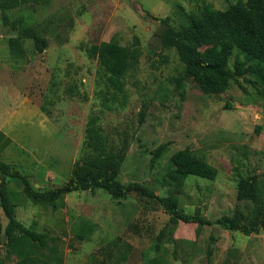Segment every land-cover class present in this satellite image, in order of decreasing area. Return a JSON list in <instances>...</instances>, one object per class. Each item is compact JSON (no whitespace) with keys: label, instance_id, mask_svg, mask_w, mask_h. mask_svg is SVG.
Instances as JSON below:
<instances>
[{"label":"rangeland","instance_id":"rangeland-1","mask_svg":"<svg viewBox=\"0 0 264 264\" xmlns=\"http://www.w3.org/2000/svg\"><path fill=\"white\" fill-rule=\"evenodd\" d=\"M32 5L36 9L34 20L45 30L49 45L46 53L40 55L34 42L27 40L29 65L13 70L11 77L19 90L39 100L45 114L60 126L59 137L63 143L53 147L58 135L51 138L45 133L49 123H44L40 116L31 124L8 129L15 140L14 147H24L26 167L8 159L6 162L25 174H32L35 188L49 189L66 182L74 158L78 161L85 155V129L93 113L102 117L101 124L111 141L119 143L125 137L130 140L118 175L121 181L144 182L159 195H168L169 189L159 179L171 168V155L186 147L216 166L219 174L215 181L190 175L180 198L183 205H189V199L199 195L202 189L206 203H212L211 209L213 202L218 204V199L223 198L227 207L218 204L216 211H209V204L204 205L209 218L228 215L230 209L236 208L238 176L256 173L263 179L264 88L240 79L232 81L224 93L206 95L196 82L185 77V66L176 49L162 44L164 30L179 28L185 22L179 8L170 18L159 22L144 15L132 0H46ZM0 32L4 35L0 38V47L6 46L7 37L14 33L2 25ZM136 37L142 56L127 76L128 103L123 108L108 110L100 97L103 83L98 61L87 54L85 47L111 39L132 46ZM237 53L231 58V65ZM239 59L245 60V57L239 55ZM69 86L74 87L71 93L67 92ZM5 106L13 110L17 104L5 103ZM143 109L146 116L141 121ZM163 143H169L168 151L152 166V151ZM48 166L53 168L56 179L35 181V177L40 180L45 175ZM67 197L64 205L68 206L70 220L62 238L65 264H98L107 257V243L118 236L132 241L137 250H143L145 261L157 254L153 248L156 237L170 219L157 199L145 198L137 191L114 199L103 189L74 191ZM186 212L193 214V211ZM0 213L4 223L6 216L2 208ZM81 217L99 225L90 241L74 238V228ZM170 245L175 253L181 249L175 242ZM189 249L201 252L194 243ZM118 250L126 248L120 245ZM3 253L4 247L0 246V257ZM183 254L190 260L194 258L189 253Z\"/></svg>","mask_w":264,"mask_h":264},{"label":"trees","instance_id":"trees-1","mask_svg":"<svg viewBox=\"0 0 264 264\" xmlns=\"http://www.w3.org/2000/svg\"><path fill=\"white\" fill-rule=\"evenodd\" d=\"M41 1L46 2L0 0V25L14 33L8 37L7 43L19 56L26 52L27 40L34 42V48L39 53H43L49 45L45 30L34 20L36 9L32 3ZM178 8L185 22L179 28L164 30L162 44L165 48L176 49L185 66V77L196 82L206 95L224 93L232 81L238 82L240 79L264 88V0H238L225 10L217 9L211 3L198 5L189 11L180 6ZM85 50L98 61L103 83L100 90L103 106L108 110L125 107L129 100L127 76L136 68L142 56L139 38L136 37L132 46L111 39L86 46ZM236 51L237 57L231 65L230 60ZM239 55H243L245 60H240ZM73 89V86H69L67 92L71 93ZM145 116L146 110L143 109L140 120L144 121ZM101 118L97 113L90 115L85 129V155L74 163L68 180L62 186L37 189L30 175L0 160V176H5L0 184V207L9 218L4 227L0 214V246L4 247L0 264H7L8 261L14 264H65L62 237L30 229L18 219L16 204L7 187L9 178L21 179L26 197L35 204L60 206L70 192L97 189L105 190L114 199L127 197L132 191L139 192L145 198L157 199L170 219L156 237L155 250H160L164 243L171 240L170 234L179 221L208 225L217 223L247 235L264 230V176L263 179L256 173L238 176L237 199L240 204L233 214L224 215L217 221L189 214L179 205L187 178L195 175L215 181L219 169L186 147L171 155L172 166L159 179V183L169 189L168 195H159L144 182L121 181L118 175L130 140L125 137L119 143L111 141L101 124ZM168 148L169 143H163L152 151V166ZM98 226V223L81 217L75 225L74 238L90 241ZM3 233L7 237L5 242L2 240ZM120 245H124L126 250L119 251ZM105 248L107 257L98 264H108V261L110 264H120L127 259L134 246L118 236ZM224 264L237 263L227 259Z\"/></svg>","mask_w":264,"mask_h":264},{"label":"crops","instance_id":"crops-1","mask_svg":"<svg viewBox=\"0 0 264 264\" xmlns=\"http://www.w3.org/2000/svg\"><path fill=\"white\" fill-rule=\"evenodd\" d=\"M132 1L138 6L144 15L155 18L160 22L161 19L171 16L175 9L179 6L185 8L186 10H192L198 5L211 3L217 9L225 10L238 0ZM0 38H4V35L1 32ZM44 53H46V50L40 55ZM28 63L26 52L21 53L19 56L11 50L8 43L6 46L0 47V160L6 162L8 159L20 164L22 167H26L23 165V158L25 157L23 154L25 152L24 147L22 145L18 148L14 147L15 140L13 136H11L8 129H14V127L20 124H31L35 117L40 116L43 118L44 123H49L48 129L44 130L45 133L51 138L58 135L59 139L52 143V145H54L53 147H55V145L59 147L63 144L59 137L60 126L53 123L49 116L45 114L42 109L41 102L36 100L29 93H22L16 86L14 79L11 77L13 70L18 71L23 68V66L25 67L26 65H29ZM3 71L5 73H3ZM19 101H21L20 107L18 106ZM5 103L17 104V107L12 110V108L9 109L5 106ZM26 135H24V139H26ZM75 161L76 160L74 158L72 168ZM52 169L53 168L48 166L45 175L40 180L36 177L34 180L45 182L50 180V177H55L56 179V175ZM28 175L31 177L32 174ZM3 180L2 176H0V184ZM7 187L11 195L15 193L18 195L17 198L15 197L12 199L16 204L17 217L25 226L36 231L47 232L51 235L63 238V234L65 233L70 220L67 216L68 206L66 204L64 205L63 203V205L60 206H51L47 204L33 203L26 197L23 191V181L19 178H16L14 181H8ZM53 187H56V185L52 186V188ZM201 190L202 189L199 191V195L196 194L194 197L189 199V205H183L180 200V207L182 205L183 208H181L185 212L186 210L193 211V214L195 215H201L212 221H217L224 215L215 219L209 218L208 213H205L203 210L204 205L209 204L208 210L210 211L215 210V208L218 209L219 205L227 207V202L223 201V198L220 200L218 199L219 205L212 201L214 208L211 209L210 204L212 203L209 201L206 203L204 194ZM200 192L203 195H201ZM67 198L68 197L66 195L64 202H66ZM239 204L240 203L238 201V205ZM236 208L230 209L232 210L230 214H233ZM8 222L9 218L6 216L3 223L4 227H6ZM170 238L172 242L164 244L160 250H155L157 254L153 258H150L149 261H145L144 251L141 249L137 250L132 241L128 240V242L134 246V249L131 253L127 254L128 257L123 261V263L125 262V264H131L136 261L135 264H224L227 259H230L237 264H264V230L247 235L241 231L226 229L217 223L208 225L202 222L179 221L177 227H175L171 232ZM2 240L3 242L7 241V237L4 233L2 234ZM174 242L177 247L178 245L181 246L180 251L177 250V253L171 250L170 244H173ZM187 243H190L188 247ZM193 243L194 246L201 249V252L198 251V253H196L195 249L190 251L189 247ZM183 245L185 246L184 249L182 248ZM183 253L194 255V258L190 260L187 256L184 257ZM133 258L135 259L133 260ZM7 264H14V262L11 261Z\"/></svg>","mask_w":264,"mask_h":264},{"label":"water","instance_id":"water-1","mask_svg":"<svg viewBox=\"0 0 264 264\" xmlns=\"http://www.w3.org/2000/svg\"><path fill=\"white\" fill-rule=\"evenodd\" d=\"M2 179H5V176H2Z\"/></svg>","mask_w":264,"mask_h":264}]
</instances>
